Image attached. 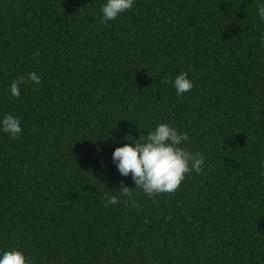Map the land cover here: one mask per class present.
Returning <instances> with one entry per match:
<instances>
[{
	"label": "trees",
	"instance_id": "trees-1",
	"mask_svg": "<svg viewBox=\"0 0 264 264\" xmlns=\"http://www.w3.org/2000/svg\"><path fill=\"white\" fill-rule=\"evenodd\" d=\"M103 2L0 0V115L22 126L0 133V248L34 264H264L259 0H135L108 23ZM181 72L194 87L178 98L166 81ZM158 122L205 164L149 198L112 152ZM122 185L135 207L105 208Z\"/></svg>",
	"mask_w": 264,
	"mask_h": 264
},
{
	"label": "clouds",
	"instance_id": "clouds-1",
	"mask_svg": "<svg viewBox=\"0 0 264 264\" xmlns=\"http://www.w3.org/2000/svg\"><path fill=\"white\" fill-rule=\"evenodd\" d=\"M134 4L135 0H104L100 6L102 22L116 20L131 10ZM257 16L264 20V0H259ZM261 43L264 44V33L261 34ZM42 79L43 74L34 70L26 76H18L9 85V96L19 98L22 86L28 83L37 84ZM166 82L171 83L178 98L191 92L194 87L187 72H181ZM0 133L7 134L12 139L17 138L22 133L20 118L11 113L0 115ZM126 140H131L132 143L116 147L112 152V162L122 177L130 175L135 188L149 198L160 193H174L187 174L199 175L205 164L203 155L194 154L184 146L189 141L188 134L169 123L158 122L147 135ZM261 166L264 167V162ZM135 188L122 185L118 194H106L104 207L117 205L120 196L126 197L135 207V200L132 199L134 193L130 191ZM0 264H34V261L14 247L0 248Z\"/></svg>",
	"mask_w": 264,
	"mask_h": 264
}]
</instances>
